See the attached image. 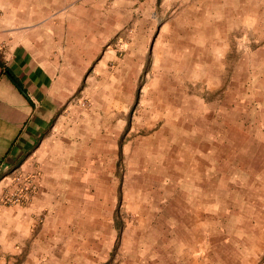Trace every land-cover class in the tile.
I'll return each mask as SVG.
<instances>
[{
	"label": "rangeland",
	"instance_id": "1",
	"mask_svg": "<svg viewBox=\"0 0 264 264\" xmlns=\"http://www.w3.org/2000/svg\"><path fill=\"white\" fill-rule=\"evenodd\" d=\"M69 10L75 55L86 52L85 143L47 223L51 257L18 264H163L171 238L196 233L216 241L219 264H264V130L259 81L245 77L264 44V0H69ZM22 171L38 184L39 171ZM198 207L202 230L170 225Z\"/></svg>",
	"mask_w": 264,
	"mask_h": 264
},
{
	"label": "crops",
	"instance_id": "2",
	"mask_svg": "<svg viewBox=\"0 0 264 264\" xmlns=\"http://www.w3.org/2000/svg\"><path fill=\"white\" fill-rule=\"evenodd\" d=\"M5 2L0 3V198L11 188L16 171H39L38 191L28 203L0 204V264H18L48 260L51 254L47 223L57 210V199L68 197L69 174L85 143L84 112L77 101L84 96L79 91L87 61L85 51L74 52L76 16L63 11L69 0H51L47 5L52 11L45 16L29 11L27 0H19L18 8ZM252 55L245 77L259 81L258 121L263 131L264 44ZM256 66L258 74L253 73ZM66 205L64 200L61 206ZM195 210V217L175 218L170 225L175 230H202L204 208ZM42 213L47 214L43 227L37 224ZM214 244L198 233L193 239L171 238L163 264H219V254L209 248ZM62 251H55V260L64 259Z\"/></svg>",
	"mask_w": 264,
	"mask_h": 264
},
{
	"label": "built area",
	"instance_id": "3",
	"mask_svg": "<svg viewBox=\"0 0 264 264\" xmlns=\"http://www.w3.org/2000/svg\"><path fill=\"white\" fill-rule=\"evenodd\" d=\"M36 188V179L33 175L23 171H17L12 177L11 188L0 198V204H25L31 199Z\"/></svg>",
	"mask_w": 264,
	"mask_h": 264
},
{
	"label": "trees",
	"instance_id": "4",
	"mask_svg": "<svg viewBox=\"0 0 264 264\" xmlns=\"http://www.w3.org/2000/svg\"><path fill=\"white\" fill-rule=\"evenodd\" d=\"M13 80L16 82V79L13 77Z\"/></svg>",
	"mask_w": 264,
	"mask_h": 264
}]
</instances>
